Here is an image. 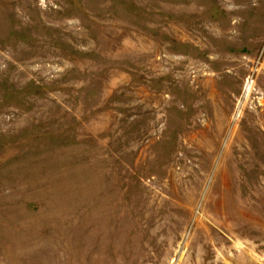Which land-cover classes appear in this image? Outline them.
<instances>
[{
	"label": "rangeland",
	"instance_id": "374dc122",
	"mask_svg": "<svg viewBox=\"0 0 264 264\" xmlns=\"http://www.w3.org/2000/svg\"><path fill=\"white\" fill-rule=\"evenodd\" d=\"M0 264H264V0H0Z\"/></svg>",
	"mask_w": 264,
	"mask_h": 264
},
{
	"label": "bare ground",
	"instance_id": "6f19581e",
	"mask_svg": "<svg viewBox=\"0 0 264 264\" xmlns=\"http://www.w3.org/2000/svg\"><path fill=\"white\" fill-rule=\"evenodd\" d=\"M261 128V127H260ZM239 147L241 148V150L243 151H248V148L250 149V145L248 147V144L246 141H241L239 144Z\"/></svg>",
	"mask_w": 264,
	"mask_h": 264
}]
</instances>
